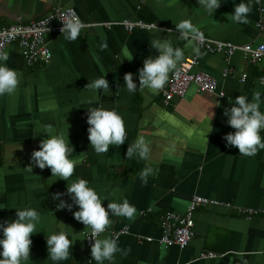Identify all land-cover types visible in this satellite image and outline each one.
Masks as SVG:
<instances>
[{"label": "crops", "instance_id": "obj_1", "mask_svg": "<svg viewBox=\"0 0 264 264\" xmlns=\"http://www.w3.org/2000/svg\"><path fill=\"white\" fill-rule=\"evenodd\" d=\"M239 2L222 0L215 13L208 15L199 0H146L141 7L139 0H0L1 25L28 23L60 6L74 7L85 23L143 19L160 26L134 31L120 25L89 26L75 41L66 40L62 33H49L46 40L53 58L34 67L26 64L17 44L8 49L6 63L20 71L21 79L14 94L0 96V221L15 219L16 207H33L41 213L25 264H57L49 258L47 234L60 227L77 239L69 259L58 264H96L85 237L91 228L75 218L79 206L67 193L68 182L76 178L89 180L109 200L127 198L136 207L132 218L113 217L108 227L130 229L118 238L123 251L116 254L115 264H264V149L246 156L238 147H227L225 134L235 129L224 115V108L231 107L229 96L246 94L251 99L257 90L264 93L263 70L240 53L227 57L201 48L203 54L196 56L191 50L195 42L176 39L180 32L175 23L191 19L203 35L214 39L264 43V0H251L250 22L245 24L232 20ZM160 35H170L185 49L184 61L198 57L195 70L215 76L225 96L200 91L192 84L184 97L166 106L162 90L130 93L124 74L135 73L139 86L138 70L144 60L159 55L150 39ZM104 41L108 47L102 49ZM132 55V59L125 57ZM229 66L237 72L224 76ZM100 76L109 80L111 90L101 91L98 100L89 102L93 94L85 86ZM216 100L220 104L209 110L215 113L211 119L208 109ZM94 106L115 108L125 119L127 140L110 146L108 153L98 154L91 146L87 117L88 108ZM46 124L69 135L71 158L77 161L69 181L52 176L50 167L25 169L47 135ZM141 135L151 146L149 159L127 158L129 144ZM146 167L153 171L144 183L140 174ZM55 193L64 195L54 199ZM195 195L220 203L196 209V235L187 247H165L159 242L160 215L185 213ZM61 200L73 208H58ZM244 210L260 213L249 215ZM104 235L112 237L109 231ZM207 251L217 256L202 257Z\"/></svg>", "mask_w": 264, "mask_h": 264}, {"label": "clouds", "instance_id": "obj_2", "mask_svg": "<svg viewBox=\"0 0 264 264\" xmlns=\"http://www.w3.org/2000/svg\"><path fill=\"white\" fill-rule=\"evenodd\" d=\"M222 0H199L200 8L206 14L213 15L220 7ZM252 11L251 0H240L235 4L232 12V20L237 24L250 22L249 13ZM59 18L63 21L61 28L62 35L68 41H75L81 35L86 23L81 18L68 11L62 13ZM48 23V21H46ZM180 34L176 39L195 42L192 52L200 56L201 47L199 42L203 39V32L193 23L191 19H181L175 23ZM150 46L159 51V55H149L143 66L138 70L139 86L133 79L135 73L124 74L126 88L130 93L140 90H150L157 93L164 89L169 82L170 74H178L185 58V49L174 43L173 38H163L161 35L150 39ZM100 47L107 48L104 41ZM132 56H125L132 59ZM9 60V53L0 51V96L12 95L16 92L21 79L19 70L10 67L6 62ZM85 89L93 94L89 98L99 99L101 91L111 90L109 80L105 76H100L91 80ZM231 107L224 108V115L228 117L227 123L235 131L225 134L226 146L238 147L239 153L246 156H253L261 149H264V93L257 90L250 99L246 94L236 96L234 99L229 96ZM220 104L216 100L209 109L208 114L212 116L214 112L209 110ZM87 122L88 132L92 148L98 154L108 153L110 146L122 145L127 140V129L123 115L115 108H105L103 106L88 108ZM211 123V121H210ZM44 138L40 141V148L34 150L31 156L33 161L27 168L33 172L34 166L41 169L50 167L52 176L69 181L73 177L77 161L71 158L73 147L69 144V135L54 129L52 124L44 125ZM151 146L146 138L141 135L134 143L129 144L127 158L138 157L147 160L150 157ZM151 167H146L141 172L144 183L148 182ZM67 193L71 195L75 205L79 209L73 213L75 218L91 228V234L86 238L93 239L91 246V256L96 264H115L116 254L122 252L118 239L108 235L102 236L108 227L113 223V217L122 216L132 218L136 213L135 205L131 204L127 198L122 200H109L107 195L101 193L85 178L72 179L67 185ZM114 194V193H113ZM64 193H55L53 198L59 199ZM109 202L104 205V200ZM58 208H73V204L67 200H61L57 204ZM16 218L7 221H0V264H25L30 259L31 245L33 243L31 235L37 233V225L41 221V213L33 207H16ZM63 223V222H62ZM76 237L70 238L69 234L62 227L51 234H47V245L49 258L58 262L67 260L72 254V245ZM92 261V260H89Z\"/></svg>", "mask_w": 264, "mask_h": 264}, {"label": "built area", "instance_id": "obj_3", "mask_svg": "<svg viewBox=\"0 0 264 264\" xmlns=\"http://www.w3.org/2000/svg\"><path fill=\"white\" fill-rule=\"evenodd\" d=\"M146 0H139V7ZM259 2L260 0H254ZM72 11L78 14L74 7H54L48 14L40 19L33 20L28 23H13L8 25L0 24V51H8V49L17 44L20 47L26 64L29 67H34L38 64H48L53 58L51 49L49 48L46 36L49 33H62L61 28L63 21L59 18L62 13ZM80 17V16H79ZM48 21V23H46ZM89 26H123L128 31L136 29L151 30L160 28L156 23H150L143 19H124L109 23H86ZM200 47L210 53H221L227 57L233 56L236 53L242 54L251 63L259 64L263 70L261 80L264 82V43H248L237 44L230 41L214 39L207 35H203V39L199 42ZM198 63V57L189 58L183 62V65L178 74H172L169 82L162 89L163 103L166 106L173 105L177 97H184L190 86L196 84L200 91L215 93L219 92L221 96H225V92L220 90L218 79L210 73L204 71H196L195 66ZM237 72L235 67L229 66L223 72L224 76H230ZM248 75L244 73L242 80L245 81ZM220 203L215 199L195 195L192 197L190 205L185 213L164 212L160 215L162 236L159 242L165 247L178 246L181 248L187 247L196 235L194 212L198 207L215 205ZM243 213L255 215L260 211H247ZM112 234L113 238H119L122 235L129 234L130 229L123 228L121 230L107 229ZM91 234V229L85 232V237ZM104 234V233H103ZM102 235V234H101ZM151 240V238H147ZM89 247L94 243L93 239L86 238ZM202 257H215L217 253L207 251L202 253Z\"/></svg>", "mask_w": 264, "mask_h": 264}]
</instances>
